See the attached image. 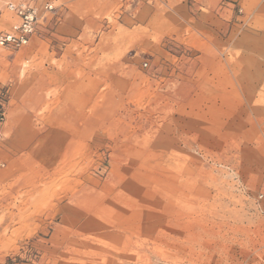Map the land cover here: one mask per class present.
Instances as JSON below:
<instances>
[{
    "label": "rangeland",
    "instance_id": "rangeland-1",
    "mask_svg": "<svg viewBox=\"0 0 264 264\" xmlns=\"http://www.w3.org/2000/svg\"><path fill=\"white\" fill-rule=\"evenodd\" d=\"M47 1L0 47V264H264V0Z\"/></svg>",
    "mask_w": 264,
    "mask_h": 264
},
{
    "label": "built area",
    "instance_id": "built-area-1",
    "mask_svg": "<svg viewBox=\"0 0 264 264\" xmlns=\"http://www.w3.org/2000/svg\"><path fill=\"white\" fill-rule=\"evenodd\" d=\"M53 10V4L47 0H23L18 3H7L4 8H0V15L3 11L10 12L14 14L17 21L9 29L0 32V47L13 51L27 46L38 29L48 21ZM2 121L3 117L0 114V123ZM260 197L262 198L263 195L261 194Z\"/></svg>",
    "mask_w": 264,
    "mask_h": 264
},
{
    "label": "crops",
    "instance_id": "crops-1",
    "mask_svg": "<svg viewBox=\"0 0 264 264\" xmlns=\"http://www.w3.org/2000/svg\"><path fill=\"white\" fill-rule=\"evenodd\" d=\"M261 7H262V9H264V5L263 4H261ZM260 35H261L262 40L264 41V28L262 29ZM263 57H264V53H263ZM229 93L230 94H235L236 93V90L235 89H232V91L230 90Z\"/></svg>",
    "mask_w": 264,
    "mask_h": 264
}]
</instances>
